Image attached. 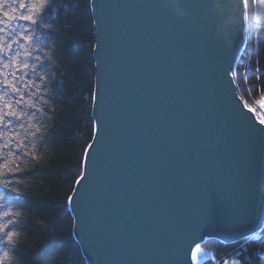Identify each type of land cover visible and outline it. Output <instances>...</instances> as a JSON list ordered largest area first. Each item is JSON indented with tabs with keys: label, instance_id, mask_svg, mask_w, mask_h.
I'll return each instance as SVG.
<instances>
[{
	"label": "water",
	"instance_id": "obj_1",
	"mask_svg": "<svg viewBox=\"0 0 264 264\" xmlns=\"http://www.w3.org/2000/svg\"><path fill=\"white\" fill-rule=\"evenodd\" d=\"M90 6L94 130L68 201L87 264H201L206 241L261 232L264 125L226 74L246 0Z\"/></svg>",
	"mask_w": 264,
	"mask_h": 264
},
{
	"label": "trees",
	"instance_id": "obj_2",
	"mask_svg": "<svg viewBox=\"0 0 264 264\" xmlns=\"http://www.w3.org/2000/svg\"><path fill=\"white\" fill-rule=\"evenodd\" d=\"M249 6L247 43L234 70L240 95L249 106H256L264 98V0H249ZM24 28L34 37L30 44L19 38ZM8 42H13L9 57L20 53L19 63L8 70L15 77L9 79L16 81L24 100L31 99L36 107L15 105L24 115L7 117L11 124L0 125V132H18L29 148L35 143L40 158H25L22 151L11 149L21 156L20 166L25 170L0 177V212L12 209L21 215L13 217V230L18 233L15 247L0 244V254L9 251L8 264H87L73 235L67 197L82 173L85 149L94 130L95 34L90 0H48L38 23L20 21ZM25 51L31 55L25 57ZM22 63L30 67L17 71ZM5 90L0 83V92ZM8 98L16 101L20 96L9 91ZM36 127L40 132L33 136ZM3 143L0 136V145ZM256 234L260 239L252 235L227 244L208 240L203 247L219 264L225 260L229 264L233 260L264 264V228ZM202 264L215 263L210 259Z\"/></svg>",
	"mask_w": 264,
	"mask_h": 264
},
{
	"label": "snow or ice",
	"instance_id": "obj_3",
	"mask_svg": "<svg viewBox=\"0 0 264 264\" xmlns=\"http://www.w3.org/2000/svg\"><path fill=\"white\" fill-rule=\"evenodd\" d=\"M47 7L48 0H11V3L9 0H0V77H2L0 83H2L6 89L5 91L0 92V125H4L5 127L11 124V121L7 120V117H16L19 119L24 115L23 112H17L15 105L24 103L29 107H36L31 99L27 101L24 100V93L17 86L16 81L14 79H9V76L15 77V72L8 70L12 69L17 63H19L17 57L20 55V53H16L15 56L9 57V53L13 48V42H8L9 38L16 33L20 21H26L32 25L37 24ZM19 38H22L29 44L34 39L28 28H24L23 31L19 32ZM23 55L27 57L30 56L31 53L25 51ZM37 59L39 58L37 57ZM29 67V64L22 63L17 71L25 70ZM31 67L35 68V65H31ZM227 73H230L231 77H236L238 75L237 71L231 68L227 70L226 74ZM19 79L22 80L23 77H20ZM9 91L19 95L20 99L16 101L9 99ZM37 91H39V89H37ZM249 91L251 90L249 89ZM255 105L256 106H249L247 102H245L243 106L251 113H257V108H259L262 113L258 116L259 123L264 125V98L257 100ZM40 111H43V109H40ZM21 127H23V125H21ZM39 132L40 128L36 127V130L32 135L35 136ZM0 136L4 137V143L0 145V177L25 170V168L20 166L21 156L11 150L13 147L16 150L22 151L25 158L39 160L40 157L35 151L37 147L36 144L33 143L31 148H29L25 140L18 138V132L8 135L0 132ZM91 147L92 145H88V148ZM6 149L8 150L7 152H5ZM86 152L87 149H85V153ZM83 175L84 173L82 172L81 177H83ZM76 182H80L79 178ZM67 199L68 201H72L73 197L68 196ZM20 215V212L13 211L12 209L0 212V244L15 247L18 233L13 230L16 224V220L13 219V217H19ZM253 236L257 240L260 239L255 233H253ZM199 254L208 255V253L204 252L198 244L195 248L194 256L193 251L191 252V259L197 260ZM261 255L264 256V253ZM9 258V251H3V253L0 254V264H8ZM223 264H229V261L225 260ZM231 264H240V261L233 260L231 261Z\"/></svg>",
	"mask_w": 264,
	"mask_h": 264
},
{
	"label": "rangeland",
	"instance_id": "obj_4",
	"mask_svg": "<svg viewBox=\"0 0 264 264\" xmlns=\"http://www.w3.org/2000/svg\"><path fill=\"white\" fill-rule=\"evenodd\" d=\"M246 4H247V28H249L250 27V23H249V17H250V14H249V9H250L249 0H246ZM253 20H254V13H253Z\"/></svg>",
	"mask_w": 264,
	"mask_h": 264
}]
</instances>
